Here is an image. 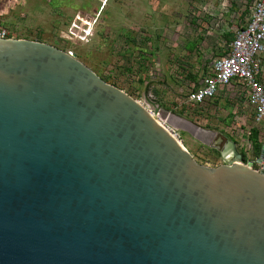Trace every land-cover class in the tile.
<instances>
[{
  "label": "water",
  "instance_id": "obj_1",
  "mask_svg": "<svg viewBox=\"0 0 264 264\" xmlns=\"http://www.w3.org/2000/svg\"><path fill=\"white\" fill-rule=\"evenodd\" d=\"M145 96L0 39V264H264V143L202 165Z\"/></svg>",
  "mask_w": 264,
  "mask_h": 264
},
{
  "label": "rangeland",
  "instance_id": "obj_2",
  "mask_svg": "<svg viewBox=\"0 0 264 264\" xmlns=\"http://www.w3.org/2000/svg\"><path fill=\"white\" fill-rule=\"evenodd\" d=\"M253 1L0 0V24L11 38L76 53L105 81L150 110L146 94L160 102L158 119L163 125L198 163L217 167L232 131L240 129L238 123L258 128L254 112L245 107L241 94L215 98L204 106L189 104L187 96L215 58L226 52L227 38L245 26ZM85 28L91 32L84 37ZM236 108L248 113V120L234 119ZM249 140L245 130L239 141L252 152Z\"/></svg>",
  "mask_w": 264,
  "mask_h": 264
},
{
  "label": "built area",
  "instance_id": "obj_3",
  "mask_svg": "<svg viewBox=\"0 0 264 264\" xmlns=\"http://www.w3.org/2000/svg\"><path fill=\"white\" fill-rule=\"evenodd\" d=\"M78 19L79 17L76 16L74 24ZM90 32L88 33V30L86 32L85 28L84 37ZM9 38H11L10 32L0 24V39ZM225 51L215 58L200 83L193 86L188 93L187 102L193 106H202L215 99L222 89L240 85L241 95L252 108L255 122H263L264 0L253 1L250 18L245 26L235 33Z\"/></svg>",
  "mask_w": 264,
  "mask_h": 264
},
{
  "label": "crops",
  "instance_id": "obj_4",
  "mask_svg": "<svg viewBox=\"0 0 264 264\" xmlns=\"http://www.w3.org/2000/svg\"><path fill=\"white\" fill-rule=\"evenodd\" d=\"M263 63H264V57H263ZM209 71V70H208ZM208 71H207V73H208ZM206 73V74H207ZM205 74V75H206ZM204 75V76H205ZM188 76V75H187ZM202 78H203V76L199 79V81H198V84L200 83V81L202 80ZM241 89H242V86H240V85H236V86H234V87H232V88H230V87H227V88H224V89H222L220 92H219V94L217 95V97L216 98H222V99H224L225 100V98L227 97H233V96H236V95H239V94H241ZM225 90H227V91H225ZM242 96V95H241ZM241 97H238V99H240ZM246 100V99H245ZM245 100H243V101H245ZM210 101H212V100H210ZM239 101H241V102H243L242 100H239ZM209 102V101H208ZM207 104V102L205 103V104H203L202 106H204V105H206ZM243 104H244V102H243ZM245 107L247 108L248 107V104H247V101H245ZM238 108H236V109H234L233 110V114H234V116H233V118L234 119H244V120H248V118H249V114L248 113H243V112H239L238 110H237ZM254 124H256V125H258L257 127V129L259 130V141L262 143V145H263V143H264V121L263 122H261V123H256L255 121H254ZM238 126L240 125V129H238V130H235L236 132H237V134H236V132L235 131H232L233 133L231 134V136L229 137V139L226 141V143H225V145H224V147L222 148V150L225 148V146L227 145V143H228V141L229 140H232L233 142H235V144L237 145V147H238V149L240 150V152L243 154H245V157H246V159H247V161H251V160H255L256 159V157L257 156H255V154H254V151H253V148H252V152H251V150L249 151V149H247L246 147H244L243 146V144L239 141V139L240 138H243V136H244V132H245V130H246V132H247V134H248V140H249V134H250V130H251V128H253V125L252 126H247V124L246 123H238L237 124ZM235 126V125H234ZM236 127V126H235ZM232 127H227L226 128V130L228 131V129H231ZM238 128V127H237ZM256 128V127H255ZM250 141V140H249ZM238 142H240V145H239V143ZM250 143H251V141H250ZM251 146H252V143H251ZM222 150H221V152H222ZM252 153V155H250ZM222 154V153H221ZM221 158H222V156H221Z\"/></svg>",
  "mask_w": 264,
  "mask_h": 264
},
{
  "label": "trees",
  "instance_id": "obj_5",
  "mask_svg": "<svg viewBox=\"0 0 264 264\" xmlns=\"http://www.w3.org/2000/svg\"><path fill=\"white\" fill-rule=\"evenodd\" d=\"M228 37H229V35H228ZM233 38H234V35L230 39L227 38L228 42H231L233 40ZM103 79H105V78H103ZM249 139L252 143L253 151L257 155V153L260 152L261 147H262V143L259 141V130L257 128H255V127L251 128L250 134H249ZM243 157H244V160L246 162L247 159H246L244 153H243Z\"/></svg>",
  "mask_w": 264,
  "mask_h": 264
},
{
  "label": "bare ground",
  "instance_id": "obj_6",
  "mask_svg": "<svg viewBox=\"0 0 264 264\" xmlns=\"http://www.w3.org/2000/svg\"><path fill=\"white\" fill-rule=\"evenodd\" d=\"M160 121V120H159ZM161 122V121H160ZM162 123V122H161ZM163 124V123H162Z\"/></svg>",
  "mask_w": 264,
  "mask_h": 264
}]
</instances>
